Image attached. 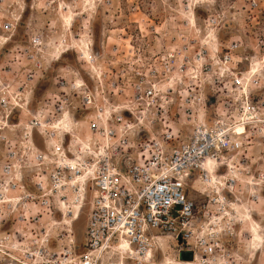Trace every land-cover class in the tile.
Wrapping results in <instances>:
<instances>
[{"label": "built area", "instance_id": "obj_1", "mask_svg": "<svg viewBox=\"0 0 264 264\" xmlns=\"http://www.w3.org/2000/svg\"><path fill=\"white\" fill-rule=\"evenodd\" d=\"M247 5L252 11L259 2ZM6 7L9 0H0L4 42L22 19V9ZM204 23L214 27L218 17ZM41 44L39 36H30L0 62V264H122L116 253L125 256V264H149L163 238L178 243V256L190 252L189 264H226L231 253L225 241L234 231L228 193L238 199V170L247 159L234 160V154L249 143L252 131H264V106L253 102L245 91L249 80L236 72L241 41L220 51L213 45L217 83L230 76L216 90L225 99L212 104L210 121L184 109L186 135L165 119L170 95L173 87L185 86L187 73L211 66L203 64L207 49L184 42L177 50L142 56L129 46L113 75L99 72L97 58L82 53L78 60L84 59L90 80L63 66L52 89L32 107L47 70ZM233 90L237 98L228 97ZM178 96L185 102L189 94ZM154 127L158 136L151 135ZM140 131L150 135L143 138ZM191 178L208 189L202 201L187 195ZM88 193L84 242L77 252L72 223ZM58 225L62 231L53 235L50 229ZM51 241L62 244L60 250H52Z\"/></svg>", "mask_w": 264, "mask_h": 264}, {"label": "rangeland", "instance_id": "obj_2", "mask_svg": "<svg viewBox=\"0 0 264 264\" xmlns=\"http://www.w3.org/2000/svg\"><path fill=\"white\" fill-rule=\"evenodd\" d=\"M257 1L259 7L250 11L247 0H9L11 7L5 9L16 8L17 12H21V7L25 8L17 32L4 45L0 44V62L4 61V54L10 47L27 45L28 37L33 35L41 38L40 46H44L43 60L47 70L31 97L32 107H35L52 89L53 78L63 66L78 69L84 79L90 80L84 59L78 60L80 51L83 52L87 44L91 55L95 56L93 49L100 52L96 57L98 71L110 75L115 73L116 61L122 58V52L129 46H134L142 56L161 54L170 48L177 50L184 42L192 45V48L207 49L209 54L204 57L203 64L211 62V66L196 68L193 75L187 73L185 86L173 87L169 116L161 118L169 123L174 121L186 135L190 126L187 125L189 117L180 115L184 109H192V112L187 110L186 113L199 118L204 115L210 121L214 110L212 104L219 98V102L225 99L224 95L218 96L221 92L216 90L224 83L227 85L230 76L220 78L221 82L217 83L218 70L211 61L214 44L220 51L232 40L241 41L240 49L235 52L236 60H240L236 72L240 71L246 76L251 65L256 63L259 66L246 82L245 91L250 92L254 103L264 106V0ZM74 12L77 15L69 26L66 22H71ZM211 16L218 17L214 27L204 23ZM69 47L71 49L57 60L59 52ZM255 79L256 82L253 81ZM178 91L189 94L185 102L184 99L180 100ZM237 93V90H233L228 97L237 98ZM181 102L183 106L179 105ZM21 119L24 122L27 117L23 115ZM158 132L160 130L154 127L151 135L158 136ZM140 134L146 138L150 131H140ZM35 140L40 145L38 135ZM248 141L234 154V160L247 159L246 164L238 170V199L234 200V196L228 193L229 199L234 202L231 205L234 231L225 241L231 253L226 264H264V131L256 128ZM245 170H249V173L246 174ZM224 171L223 168L221 172ZM186 192L199 202L204 199L208 189L200 182L192 183L191 178L186 183ZM89 201L88 193L81 215L72 223L77 252L84 242ZM62 227H51L50 232L53 235L59 233ZM49 245L52 250H60L62 244L51 241ZM177 248L175 240L163 238L153 250L149 264H180L178 261H186L179 258ZM116 256L119 259V255Z\"/></svg>", "mask_w": 264, "mask_h": 264}, {"label": "bare ground", "instance_id": "obj_3", "mask_svg": "<svg viewBox=\"0 0 264 264\" xmlns=\"http://www.w3.org/2000/svg\"><path fill=\"white\" fill-rule=\"evenodd\" d=\"M24 8H25V6H23V7H21V9H22V11L24 10ZM74 15L72 16V18H71V22L70 23H68V22H66L65 20H64V16H63V20H64V22H66L69 26L72 24V21H73V19H74V16H76L77 15V13H73ZM7 41H0V44L1 45H4L5 43H6ZM70 47H72L73 48V46H70ZM66 48V50H61L59 53V55H58V57L56 58L57 60L62 56V54L63 53H65L67 50H69V49H71V48ZM85 50H83V52H81L80 51V54H82V53H84L85 54V57H87V58H90L91 57V53H90V49H89V46H88V44H87V46H85ZM250 69V72H248L247 73V75L245 76V78H246V80H248L249 78H250V76H252L253 74H255L257 71H258V69H259V66L255 63V64H253V65H251V67L249 68ZM245 80V81H246ZM88 134H86V132H85V136H87ZM249 214H247V216H248ZM77 217H79V216H77ZM77 217L75 218L74 217V219L75 220H77ZM250 231L252 232L253 230H251L250 229ZM253 233V236L254 237H257V234L256 233H254V231L252 232ZM116 254H118L119 255V253H116ZM150 255H151V253H150ZM122 258V264H124V258H125V256L124 255H119V260ZM180 264H189L188 263V261H178Z\"/></svg>", "mask_w": 264, "mask_h": 264}, {"label": "water", "instance_id": "obj_4", "mask_svg": "<svg viewBox=\"0 0 264 264\" xmlns=\"http://www.w3.org/2000/svg\"><path fill=\"white\" fill-rule=\"evenodd\" d=\"M93 51H94V55H95V57H99V55H100L99 50H94V49H93ZM81 213H82V212H81ZM80 215H81V214H80ZM179 258H180L181 260H190V259H191V253H190V252H181L180 255H179Z\"/></svg>", "mask_w": 264, "mask_h": 264}]
</instances>
